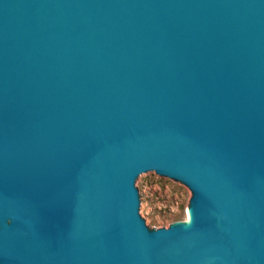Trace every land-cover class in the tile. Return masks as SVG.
<instances>
[{
    "label": "water",
    "instance_id": "obj_1",
    "mask_svg": "<svg viewBox=\"0 0 264 264\" xmlns=\"http://www.w3.org/2000/svg\"><path fill=\"white\" fill-rule=\"evenodd\" d=\"M0 264H264V0H0Z\"/></svg>",
    "mask_w": 264,
    "mask_h": 264
},
{
    "label": "rangeland",
    "instance_id": "obj_2",
    "mask_svg": "<svg viewBox=\"0 0 264 264\" xmlns=\"http://www.w3.org/2000/svg\"><path fill=\"white\" fill-rule=\"evenodd\" d=\"M132 183L138 193L137 213L148 229L186 220L190 193L178 180L145 171L137 173Z\"/></svg>",
    "mask_w": 264,
    "mask_h": 264
},
{
    "label": "bare ground",
    "instance_id": "obj_3",
    "mask_svg": "<svg viewBox=\"0 0 264 264\" xmlns=\"http://www.w3.org/2000/svg\"><path fill=\"white\" fill-rule=\"evenodd\" d=\"M151 171V170H150ZM185 221H187V218H186V220Z\"/></svg>",
    "mask_w": 264,
    "mask_h": 264
}]
</instances>
